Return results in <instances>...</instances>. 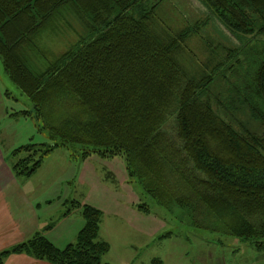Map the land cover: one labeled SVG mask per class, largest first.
<instances>
[{
	"label": "trees",
	"instance_id": "trees-1",
	"mask_svg": "<svg viewBox=\"0 0 264 264\" xmlns=\"http://www.w3.org/2000/svg\"><path fill=\"white\" fill-rule=\"evenodd\" d=\"M198 1L238 46L212 74L193 77L178 57L193 30L163 37L155 27L158 3L0 0L4 69L33 102V111L22 113L33 112L52 140L15 148L11 168L31 177L58 148L83 159L122 156L129 181L138 180L165 209L186 210L194 227L264 247V132L236 128L225 114L247 105L264 125V52L250 48L264 38V0ZM69 11L87 34L47 59L40 40L58 31ZM223 68L226 87L216 94L211 85ZM72 203L63 216L80 207L86 220L75 242L60 248L37 233L1 251L0 264L11 254L102 264L110 250L99 239L103 212Z\"/></svg>",
	"mask_w": 264,
	"mask_h": 264
},
{
	"label": "rangeland",
	"instance_id": "rangeland-1",
	"mask_svg": "<svg viewBox=\"0 0 264 264\" xmlns=\"http://www.w3.org/2000/svg\"><path fill=\"white\" fill-rule=\"evenodd\" d=\"M156 3L155 27L163 37L188 28L193 30L178 56L190 76L212 74L218 62H225L228 51L238 46V38L198 0H149L150 6ZM70 11L58 31L46 33L40 40L47 59L59 56L80 34H87ZM251 43L250 48L264 52V38L253 39ZM225 70L216 75L211 85L213 93L226 87ZM33 109V102L10 79L0 58V139L8 152L29 142H52L46 131H40L41 123L33 112L22 113ZM225 114L236 128L242 125L256 133L264 132V125L247 105L232 107ZM58 149L42 164V169L28 178L31 181H26L25 189L34 195L55 193L49 222L56 218L58 221L73 201L101 209L100 238L110 244L102 264H264V247L257 240H242L194 227L188 211L179 208L169 211L146 193L138 180H124L128 176L124 157L103 158L94 154L83 159L80 151L73 156L65 148ZM108 172L112 177H108ZM142 205L148 210L141 209ZM133 209L135 212L129 213ZM85 222L82 208L73 209L56 231L58 247L75 242Z\"/></svg>",
	"mask_w": 264,
	"mask_h": 264
},
{
	"label": "crops",
	"instance_id": "crops-1",
	"mask_svg": "<svg viewBox=\"0 0 264 264\" xmlns=\"http://www.w3.org/2000/svg\"><path fill=\"white\" fill-rule=\"evenodd\" d=\"M13 150L8 152L4 148L3 141L0 139V252L30 239L37 233L45 234L50 241L57 245L58 240L56 239V231L65 223V221H67L69 215L63 216L64 212L59 215L58 221L56 218L49 222L51 220L50 218L53 216L49 209L54 205L56 195L55 193L48 196H45L44 194L34 195L25 189L26 181L30 182L31 178L15 176L11 168V154ZM56 151H59V149L51 152L45 158L43 165L47 161V158L56 153ZM65 156H68V154ZM43 165L41 166L42 168L44 167ZM108 177H110V175H108ZM125 179H128L129 182L128 176H126L124 180ZM60 200L61 199L59 198V201ZM42 210H44V212H41ZM133 212H135L134 209L129 210V213ZM52 222H55V224L52 227L47 228ZM99 239L102 240L100 238V233ZM3 264L51 263L46 260L36 259L27 254H11L5 259Z\"/></svg>",
	"mask_w": 264,
	"mask_h": 264
}]
</instances>
